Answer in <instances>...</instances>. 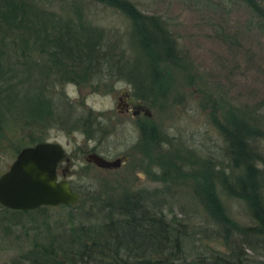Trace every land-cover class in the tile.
<instances>
[{"label": "rangeland", "instance_id": "obj_1", "mask_svg": "<svg viewBox=\"0 0 264 264\" xmlns=\"http://www.w3.org/2000/svg\"><path fill=\"white\" fill-rule=\"evenodd\" d=\"M34 1L66 14L69 2L73 0ZM81 1L85 3L86 18L109 34V46L106 47L113 48L122 59L129 56L131 23L124 14L102 3ZM132 1L140 10L165 20L179 46L192 61L186 71L174 70L171 78L176 83L167 92L165 100L145 102L152 113L150 120L158 125L162 138H171L169 144L155 148L151 155L160 149L162 152L177 150L187 157L191 152L192 156L184 160V171L198 169L202 160H208L216 169L232 175L227 143L212 117L219 113L218 121L224 122V110L233 105L251 116L259 128L251 148L260 153V160L254 162L264 174V20L250 15L240 0ZM33 54L39 55L37 52ZM7 55L13 58L12 50ZM189 73H196V85L186 87ZM101 77L103 79L93 80L85 86L73 82L58 83L51 77L45 94L57 109L52 118L29 120V116L24 118L17 113L12 114V119L5 118L0 137V174L10 167L23 146H30L33 138L44 137L48 141L60 142L68 156L74 158L66 177L82 193L77 204L48 205L43 215L34 221L26 213L15 215L16 212L0 206V264H7L18 251L27 249L28 240L39 229L36 225L41 220H47L53 231L62 225L68 228L70 222L97 223L105 219L110 205H116L122 194L140 189L144 206L164 213L167 219L185 222L187 236L183 257L178 264H189L196 254L203 257L220 254L232 258L235 245L242 258L264 261V241L261 238L254 240L240 228L230 230L224 237L222 225L207 213L201 197L196 194L194 178L171 175L153 180L147 176V168L159 175L164 167L149 160L139 147L140 127L135 120L144 123L146 116L121 113L117 106L120 92L125 88L132 91L134 84L127 81L126 75L114 73L111 77ZM27 79L29 81L24 84L27 89L31 84L36 86L38 82L46 81L39 72L32 77L28 75ZM89 113L102 119L100 131H95L93 138H87L81 127L73 126L75 122L84 123ZM17 147L19 151H16ZM94 149L105 158L129 155V160L115 170L100 169L84 160L86 153ZM66 163L64 161L61 168ZM262 183L264 194V176ZM215 184L221 193L216 180ZM219 196L234 223L243 228L253 225L248 207L242 201L226 193ZM40 230L44 231V227Z\"/></svg>", "mask_w": 264, "mask_h": 264}, {"label": "trees", "instance_id": "obj_2", "mask_svg": "<svg viewBox=\"0 0 264 264\" xmlns=\"http://www.w3.org/2000/svg\"><path fill=\"white\" fill-rule=\"evenodd\" d=\"M91 1L122 12L130 21L129 56L122 59L113 48L106 47L109 46V34L86 18L85 3L81 0L69 2L66 14L45 8L34 0H0V137L5 118L12 119L14 113L24 118L29 116V120L53 117L56 106L53 107L52 99L45 94L51 77L58 83L73 82L85 86L93 80L103 79L101 75H126L127 81L134 84L131 94L147 105V101L159 99L160 103L165 100L167 92L176 83L171 78L174 70L190 68L192 61L165 20L140 10L132 0ZM240 2L250 15L264 20V0ZM217 33L224 36L218 30ZM10 50L14 59L7 55ZM35 52L39 55L35 56ZM37 72L46 81H40L36 86L30 82L27 89L24 84L29 81L28 75L32 77ZM195 74H188L184 86L196 85ZM20 104L22 108H19ZM224 111V122L218 121L219 113L212 119L227 143L232 175L216 169L208 160H202L198 169L184 171V160L192 156L191 152L187 157L177 150L162 152L160 149L151 155L155 148L169 144L171 138H162L158 125L150 120V116H146L144 123L135 120L140 127L139 147L149 160L164 169L159 175L151 168L146 173L153 180L171 175L194 178L196 194L201 197L207 213L222 225L224 237L230 230L240 228L254 240L261 238L264 241V174L254 162L260 160V153L251 148L259 128L244 110L241 112L231 105ZM85 119L84 123L81 118L82 123L75 122L73 126L81 127L87 138H93L95 131H100L102 119L91 113ZM43 140L44 137H36L31 144ZM16 149L19 151L20 148ZM215 180L221 186V193L238 198L248 207L253 225L243 228L233 222L225 212ZM140 194L141 189L122 194L116 205H110L105 219L97 223L70 222L68 228L62 225L53 231L47 220H41L36 225L39 229L28 240L27 249L18 251L7 264H178L187 236L185 222L167 219L164 213L150 210L144 206ZM46 207L48 205L24 211L3 208L16 212L15 215L26 213L34 221L43 215ZM189 264H264V261L242 258L235 245L232 258L220 254L207 257L196 254Z\"/></svg>", "mask_w": 264, "mask_h": 264}, {"label": "water", "instance_id": "obj_3", "mask_svg": "<svg viewBox=\"0 0 264 264\" xmlns=\"http://www.w3.org/2000/svg\"><path fill=\"white\" fill-rule=\"evenodd\" d=\"M128 95L127 88L121 95ZM122 98V97H121ZM133 106L132 115L143 113L152 117L149 105L140 104L134 96L128 98ZM66 151L58 141L43 140L30 146H23L11 165L0 174V206L18 211L33 210L46 205L57 206L77 204L80 193L72 190L67 178L59 180L56 167L65 157ZM129 158L125 155L114 160L98 152L86 153L84 160L99 168H117Z\"/></svg>", "mask_w": 264, "mask_h": 264}, {"label": "flooded vegetation", "instance_id": "obj_4", "mask_svg": "<svg viewBox=\"0 0 264 264\" xmlns=\"http://www.w3.org/2000/svg\"><path fill=\"white\" fill-rule=\"evenodd\" d=\"M127 91H128V95L127 94H125V95H121V92H120V94H119V96H118V99H117V106L120 108V112L121 113H130L131 115H132V112H131V109L133 108V106L128 102V98H130V96H134V95H132L131 94V92L127 89ZM122 97V98H121ZM135 97V96H134ZM138 99V98H137ZM139 102H140V104H144L143 102H141L140 100H138ZM144 105H146V104H144ZM138 115H140V114H143V113H137ZM133 116V115H132ZM134 117H136V116H134ZM64 148V147H63ZM64 150L66 151V149L64 148ZM93 152H98V151H93ZM91 153V152H90ZM99 153V152H98ZM101 155V154H100ZM123 156V155H122ZM125 156H127L128 158H129V155H125ZM85 157V156H84ZM108 158V157H107ZM117 158V157H116ZM115 159V158H114ZM114 159H110V160H114ZM129 160V159H128ZM127 160V161H128ZM64 161H67V163L65 164V166L64 167H62L61 168V165L63 164V162ZM87 161V160H86ZM127 161H123V162H121L120 163V165L119 166H121L123 163H125V162H127ZM73 162H75L74 161V158H72V157H70V156H68V153H67V151H66V154H65V157L61 160V162L59 163V165H57V167H56V172L58 173V175H57V178L59 179V180H62V179H66L67 177V175H68V167H69V164H72ZM87 162H89V161H87ZM89 164H93L94 165V163H89ZM96 166V165H95ZM118 166V167H119ZM96 167H99V166H96ZM117 167V168H118ZM117 168H111V169H109V167L108 168H100V169H104V170H115V169H117ZM148 169V168H147ZM61 174H62V176H61ZM60 176L62 177V178H60ZM67 180H68V178H67ZM69 182V181H68ZM70 184H71V188H72V190H74V191H76V192H79L78 190H76V188L75 187H73L74 185H72V183L70 182ZM73 188H75V189H73ZM80 193V192H79ZM80 195H81V193H80Z\"/></svg>", "mask_w": 264, "mask_h": 264}]
</instances>
